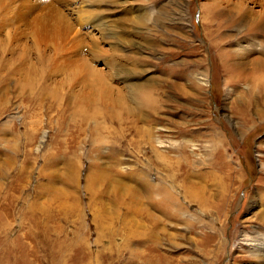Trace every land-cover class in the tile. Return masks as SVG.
Wrapping results in <instances>:
<instances>
[{
    "label": "rangeland",
    "instance_id": "rangeland-1",
    "mask_svg": "<svg viewBox=\"0 0 264 264\" xmlns=\"http://www.w3.org/2000/svg\"><path fill=\"white\" fill-rule=\"evenodd\" d=\"M0 264H264V0H0Z\"/></svg>",
    "mask_w": 264,
    "mask_h": 264
},
{
    "label": "bare ground",
    "instance_id": "bare-ground-1",
    "mask_svg": "<svg viewBox=\"0 0 264 264\" xmlns=\"http://www.w3.org/2000/svg\"><path fill=\"white\" fill-rule=\"evenodd\" d=\"M41 42V41H40ZM6 59V58H5ZM8 59V58H7ZM167 181V180H166ZM169 182V181H168ZM155 186L158 188V189H160V190H168V187L167 188H165L164 186H161V185H156L155 184ZM171 187V186H170ZM157 189V190H158ZM156 190V189H155ZM159 191V190H158ZM162 192V191H161ZM167 192V191H166Z\"/></svg>",
    "mask_w": 264,
    "mask_h": 264
}]
</instances>
